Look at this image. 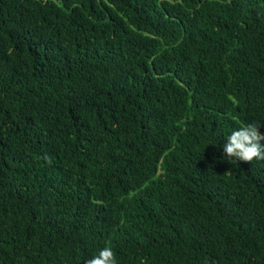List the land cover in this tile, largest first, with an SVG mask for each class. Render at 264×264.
I'll return each instance as SVG.
<instances>
[{"label": "trees", "instance_id": "1", "mask_svg": "<svg viewBox=\"0 0 264 264\" xmlns=\"http://www.w3.org/2000/svg\"><path fill=\"white\" fill-rule=\"evenodd\" d=\"M252 122L264 0H0V264H264Z\"/></svg>", "mask_w": 264, "mask_h": 264}, {"label": "clouds", "instance_id": "2", "mask_svg": "<svg viewBox=\"0 0 264 264\" xmlns=\"http://www.w3.org/2000/svg\"><path fill=\"white\" fill-rule=\"evenodd\" d=\"M259 127L257 122L244 123L228 135L222 151L229 162L233 158L248 163L254 159L264 160V144L261 143L264 141V134L260 133ZM86 264H117L116 254L111 247L105 246L97 255L87 260Z\"/></svg>", "mask_w": 264, "mask_h": 264}]
</instances>
